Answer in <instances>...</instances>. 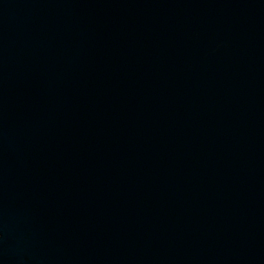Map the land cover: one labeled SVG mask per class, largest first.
Returning <instances> with one entry per match:
<instances>
[{"label":"water","instance_id":"1","mask_svg":"<svg viewBox=\"0 0 264 264\" xmlns=\"http://www.w3.org/2000/svg\"><path fill=\"white\" fill-rule=\"evenodd\" d=\"M0 264H264V0H0Z\"/></svg>","mask_w":264,"mask_h":264}]
</instances>
